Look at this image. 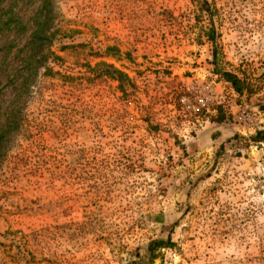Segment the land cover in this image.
I'll use <instances>...</instances> for the list:
<instances>
[{"label": "rangeland", "instance_id": "obj_1", "mask_svg": "<svg viewBox=\"0 0 264 264\" xmlns=\"http://www.w3.org/2000/svg\"><path fill=\"white\" fill-rule=\"evenodd\" d=\"M206 1L249 93L192 0H0V264H264V0Z\"/></svg>", "mask_w": 264, "mask_h": 264}, {"label": "trees", "instance_id": "obj_2", "mask_svg": "<svg viewBox=\"0 0 264 264\" xmlns=\"http://www.w3.org/2000/svg\"><path fill=\"white\" fill-rule=\"evenodd\" d=\"M195 4V14L194 18L196 20L204 19L207 22V28L205 31V37L209 41L211 46V64L213 67V72L216 73L222 80L229 83L230 87L237 93L242 94L243 91L249 93L248 84L244 83L243 80H241L237 75L234 73L224 70L221 64L219 49L217 46V33L215 32V29L213 28V21H214V15L213 11L214 8L206 1V0H192ZM46 7L49 4L48 1L45 2ZM44 12V19L36 22V30L33 32V35L31 37V41L34 42H40L43 40H47L48 36L44 33L48 20H49V9L42 6V8L39 10V13ZM48 16V17H47ZM87 67H92V71H96V74H105L110 79H113L118 82V86H120L121 80L123 79V74L115 69L111 64L105 63L102 61L96 62L94 65ZM97 68H100L101 70H95ZM49 73V68H47ZM29 75L28 79L22 82L21 85H19L17 88V99L19 96L29 88ZM18 102V101H16ZM222 114L218 113L215 117H213V121H221L222 120ZM10 118H5L4 123L0 125V156L3 155L4 150V140L8 139L9 136V129L17 127L16 119L13 117L10 121ZM234 138H238L236 135L233 136ZM248 139L254 143H264V126L260 129H256L253 134L249 135ZM171 241L169 238L160 239V238H154L148 240L142 247V248H136L133 251V257L137 259V262H132V264H140L143 260V254L140 253V250H145L147 252V258L153 259L156 256V251L163 247H170ZM142 255V256H141Z\"/></svg>", "mask_w": 264, "mask_h": 264}]
</instances>
